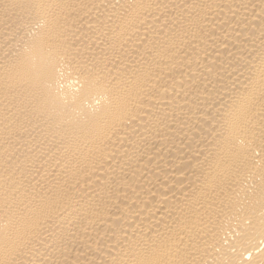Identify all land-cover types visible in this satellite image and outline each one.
<instances>
[{
  "label": "bare ground",
  "instance_id": "6f19581e",
  "mask_svg": "<svg viewBox=\"0 0 264 264\" xmlns=\"http://www.w3.org/2000/svg\"><path fill=\"white\" fill-rule=\"evenodd\" d=\"M0 264H264V0H0Z\"/></svg>",
  "mask_w": 264,
  "mask_h": 264
}]
</instances>
